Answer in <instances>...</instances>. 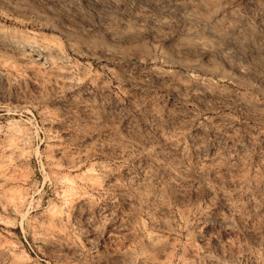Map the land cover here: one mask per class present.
I'll use <instances>...</instances> for the list:
<instances>
[{
  "label": "rangeland",
  "instance_id": "obj_1",
  "mask_svg": "<svg viewBox=\"0 0 264 264\" xmlns=\"http://www.w3.org/2000/svg\"><path fill=\"white\" fill-rule=\"evenodd\" d=\"M0 264H264V0H0Z\"/></svg>",
  "mask_w": 264,
  "mask_h": 264
},
{
  "label": "bare ground",
  "instance_id": "obj_2",
  "mask_svg": "<svg viewBox=\"0 0 264 264\" xmlns=\"http://www.w3.org/2000/svg\"><path fill=\"white\" fill-rule=\"evenodd\" d=\"M161 59V64L167 68H180L182 70L185 71V73L188 75V77H194V78H198L202 75H205V74H201L199 72H196L193 67V65L191 63H188V62H182L180 60H177V59H174L172 57H160ZM144 61H147L148 59H143ZM156 61V60H155Z\"/></svg>",
  "mask_w": 264,
  "mask_h": 264
}]
</instances>
